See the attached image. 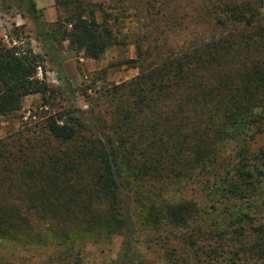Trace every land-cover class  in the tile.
<instances>
[{
    "label": "trees",
    "instance_id": "1",
    "mask_svg": "<svg viewBox=\"0 0 264 264\" xmlns=\"http://www.w3.org/2000/svg\"><path fill=\"white\" fill-rule=\"evenodd\" d=\"M205 3L198 12L214 33L168 63L140 68L109 129L93 119L87 127L69 104L66 118L48 116L26 136L45 146L0 152L1 240H51L61 258L76 261L82 246L75 247V239L97 243L120 235V251L108 264H219L227 233V244L242 237L240 251L264 254V146L256 144L264 134V0ZM53 5L64 15L47 29L34 0L12 4L31 19L70 94L56 46L66 41L97 59L116 37L101 2ZM41 60L30 47L0 43V116L18 111L26 95L52 91L36 75ZM33 210L42 224L26 223ZM68 218L79 228L60 224ZM233 225H257L250 227L257 239L246 244L245 228ZM163 232L156 243L173 237L178 246L167 245L162 262L145 257L141 234Z\"/></svg>",
    "mask_w": 264,
    "mask_h": 264
},
{
    "label": "rangeland",
    "instance_id": "2",
    "mask_svg": "<svg viewBox=\"0 0 264 264\" xmlns=\"http://www.w3.org/2000/svg\"><path fill=\"white\" fill-rule=\"evenodd\" d=\"M15 1L17 0H0V43L21 44L42 55L41 75L52 91L45 93L43 97L38 93L26 95L18 111L9 116H0V141L3 142L0 152L3 155L22 148L25 150L28 147L45 146L26 142V136L40 130L48 116L59 114L63 119L66 118L67 115L62 113H65L69 104L74 105L81 120L87 121V127H90V119H93L103 129H109L119 114L117 105L129 96L127 83L139 73L140 68L147 70L158 63H168L177 52L189 45L191 48L192 43L201 45L214 33L205 21L206 16L201 11L198 12L200 7L206 5L207 0H94L96 3L101 2L103 10L110 16L116 42L106 48L97 59L87 58L81 52L71 50L66 41L56 46L57 58L70 83L69 94L62 87L56 66L48 60L41 42L35 38L31 19L25 12L18 15L12 6ZM34 2L38 18L47 29H50L49 25L56 17L64 15L61 8L54 7L53 0ZM7 5L11 6L6 7ZM79 131L86 136L88 134L82 128ZM19 132L21 136L17 140ZM78 141L80 138L74 145H78ZM256 144L264 146V134L257 137ZM18 207L27 212L25 205ZM32 214L33 217L26 223L42 224L39 212L33 210ZM60 224L73 225V229L80 226L71 218ZM242 226L245 228L246 244H252L258 234L251 231L250 227L257 225H233ZM260 226L264 228V225ZM224 228L225 225H220V229ZM165 234H141L140 242L145 257L162 262L169 249L167 245L178 246V241L173 237H169L168 244L161 245L160 240L155 242L158 237H166ZM223 236L224 245L219 264H264V254H258L255 250V253L240 251L239 240L242 237L233 238L227 244L228 234ZM120 239V235L100 239L97 243L90 239H75L74 246H82V252L78 253L82 257L76 261L68 255H62L61 258L58 254L61 247L51 240L40 245L18 244L0 239V256L4 258L0 264H108L120 251ZM70 256L73 257V254Z\"/></svg>",
    "mask_w": 264,
    "mask_h": 264
},
{
    "label": "built area",
    "instance_id": "3",
    "mask_svg": "<svg viewBox=\"0 0 264 264\" xmlns=\"http://www.w3.org/2000/svg\"><path fill=\"white\" fill-rule=\"evenodd\" d=\"M36 75L39 79H42V75H41V71H40V68L37 67V72H36Z\"/></svg>",
    "mask_w": 264,
    "mask_h": 264
},
{
    "label": "crops",
    "instance_id": "4",
    "mask_svg": "<svg viewBox=\"0 0 264 264\" xmlns=\"http://www.w3.org/2000/svg\"><path fill=\"white\" fill-rule=\"evenodd\" d=\"M47 1H48V0H47ZM86 1H89V2H90V1H91V2H94V0H86Z\"/></svg>",
    "mask_w": 264,
    "mask_h": 264
}]
</instances>
